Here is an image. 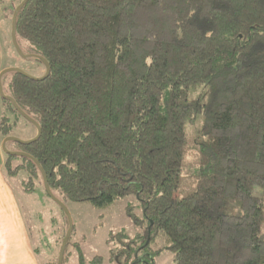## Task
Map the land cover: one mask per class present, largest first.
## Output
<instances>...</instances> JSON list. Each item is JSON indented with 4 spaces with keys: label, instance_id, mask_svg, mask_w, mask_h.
<instances>
[{
    "label": "trees",
    "instance_id": "1",
    "mask_svg": "<svg viewBox=\"0 0 264 264\" xmlns=\"http://www.w3.org/2000/svg\"><path fill=\"white\" fill-rule=\"evenodd\" d=\"M15 31L22 54L49 68L43 80L1 78L41 131L9 142L37 163L20 158L28 186L43 185L40 167L64 205L136 196L147 257L159 242L173 264H264V0H28ZM196 119L193 185L180 197ZM16 158L5 155L7 173ZM130 249L122 264H141Z\"/></svg>",
    "mask_w": 264,
    "mask_h": 264
},
{
    "label": "rangeland",
    "instance_id": "2",
    "mask_svg": "<svg viewBox=\"0 0 264 264\" xmlns=\"http://www.w3.org/2000/svg\"><path fill=\"white\" fill-rule=\"evenodd\" d=\"M22 1L2 0L4 8L9 11L5 12L7 18L0 16V43L4 44L5 65L10 60L13 63L6 69H17L27 76L37 78L43 76L44 65L35 58L20 56L14 50L11 41L10 25L13 15L11 12H14ZM1 87L3 96L0 95V120L8 118V123L11 126L9 137L20 141L35 138L36 128L22 116H17L8 109V100L6 99L9 98L8 89L6 84ZM201 91L200 88L190 92L189 98L192 100L199 98ZM200 126V119H196L193 124L186 126L188 147L181 172L180 189L182 192H180V197L193 185L191 173L195 167L196 155L192 149V141ZM4 139L0 137V161L1 158L5 159L6 155L1 148ZM5 148L8 152H18L17 147L9 142L6 143ZM20 158L12 159L10 163L9 168L14 172L7 173L4 168V174L18 195L24 210L30 240L38 248L37 254L40 263L57 264L61 243L68 229V219L61 208L47 196L39 179H34L32 186L27 185L30 180L28 173L23 169L17 170V166L21 162ZM27 188L31 189L27 195H24ZM165 189L171 198L178 194L176 189L169 184L165 185ZM65 207L70 215L72 232L64 251L62 264H80L79 256L82 257L83 264H90L95 257H101V264H122L123 259L120 258V254L123 247L125 249L132 248V250L130 249L132 257L129 263L135 260V262H142L141 264H173L172 253L162 249V244L159 242L153 246L154 250H160L158 254L147 257L145 256L146 251L140 249L146 234L147 222L144 220L141 203L136 196L129 195L106 208H95L88 203L72 202L66 203ZM128 213L134 215L138 220H142V223L134 224Z\"/></svg>",
    "mask_w": 264,
    "mask_h": 264
},
{
    "label": "crops",
    "instance_id": "3",
    "mask_svg": "<svg viewBox=\"0 0 264 264\" xmlns=\"http://www.w3.org/2000/svg\"><path fill=\"white\" fill-rule=\"evenodd\" d=\"M13 4V3H11ZM9 10L0 2V16L6 17ZM7 18V17H6ZM11 31V25H10ZM5 43V42H4ZM4 44L0 43V72L12 66V60L4 63ZM4 158L0 161V264H50L40 263L38 248L29 237L24 210L18 195L4 174ZM24 195L28 192L24 191ZM50 248V247H49ZM50 260V259H49ZM48 260V261H49ZM45 262V261H44Z\"/></svg>",
    "mask_w": 264,
    "mask_h": 264
},
{
    "label": "water",
    "instance_id": "4",
    "mask_svg": "<svg viewBox=\"0 0 264 264\" xmlns=\"http://www.w3.org/2000/svg\"><path fill=\"white\" fill-rule=\"evenodd\" d=\"M28 0H23L18 6L17 8L14 10L13 12V15H12V20H11V41H12V46L14 48V50L22 57H29V56H25L22 54V52L20 51L17 43H16V31H15V22H16V17H17V14L19 13V11L21 10V8L27 3ZM44 66H45V72L43 74V76L41 77H37V78H34V77H30V76H27L26 74L20 72L19 70L17 69H6L4 70L3 72L0 73V95L3 96V92H2V87H1V77L7 73H10V72H17L27 78H30V79H33V80H43L45 79L48 74H49V68L47 66L46 63H43ZM8 101L12 102L13 105H14V108L16 109V111L25 119L27 120L31 125H33L35 128H36V131H37V135L35 138L31 139V140H28V141H20V140H17V139H14L12 137H6L3 141H2V144H1V148L2 150L6 153V155L8 156H12V157H21V158H27V159H30L32 160L33 162L34 159L31 158L30 156H28L27 154L25 153H22V152H8L6 151V143L8 142H13V143H16V144H19V145H30L31 143L35 142L39 137H40V128L39 126L33 121L31 120L30 118H28L25 114H23L20 109L14 104L13 100L11 98H6ZM36 163V162H35ZM37 164V163H36ZM39 167V166H38ZM39 170L41 172V175H42V179H43V186H44V190H45V193L47 194V196L54 202L56 203L60 208L61 210L65 213L67 219H68V229H67V232H66V235L65 237L63 238L62 240V243H61V247H60V251H59V256H58V260H57V264H62V261H63V256H64V251H65V248H66V245H67V242H68V239L70 237V234L72 232V223H71V219H70V215L65 207V205L60 202L58 199H56L50 192V189L48 187V184H47V179H46V176L45 174L43 173V171L41 170V168L39 167Z\"/></svg>",
    "mask_w": 264,
    "mask_h": 264
}]
</instances>
